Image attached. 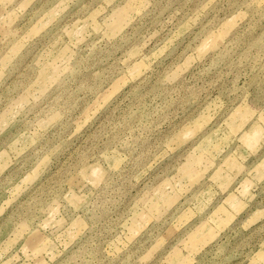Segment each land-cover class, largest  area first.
I'll return each instance as SVG.
<instances>
[{"label":"rangeland","instance_id":"1","mask_svg":"<svg viewBox=\"0 0 264 264\" xmlns=\"http://www.w3.org/2000/svg\"><path fill=\"white\" fill-rule=\"evenodd\" d=\"M0 264H264V0H0Z\"/></svg>","mask_w":264,"mask_h":264}]
</instances>
